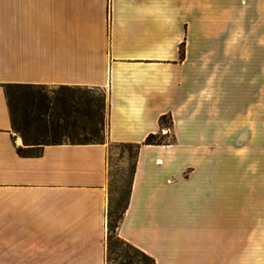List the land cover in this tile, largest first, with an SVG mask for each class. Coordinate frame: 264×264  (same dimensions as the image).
Instances as JSON below:
<instances>
[{"label":"crops","instance_id":"crops-1","mask_svg":"<svg viewBox=\"0 0 264 264\" xmlns=\"http://www.w3.org/2000/svg\"><path fill=\"white\" fill-rule=\"evenodd\" d=\"M7 83L106 90L137 147L117 231L155 264H264V0H0V264H106L108 145H26Z\"/></svg>","mask_w":264,"mask_h":264},{"label":"rangeland","instance_id":"rangeland-1","mask_svg":"<svg viewBox=\"0 0 264 264\" xmlns=\"http://www.w3.org/2000/svg\"><path fill=\"white\" fill-rule=\"evenodd\" d=\"M245 74H233L232 81H243ZM46 94L48 99H41V94ZM36 95L35 103H30L29 95ZM12 96L15 106H19L18 114H23L27 107L26 116L28 122L20 124L23 126L25 132L30 139H36L39 142L49 141H70V140H84L86 138H96L98 136L103 138V143L108 145V162L110 166V197L113 201V206L120 202L119 210L122 209L128 192L130 189L131 177L133 173L134 162L136 158L137 147L134 144L112 143L109 142L107 134V110H108V96L106 90L102 88H91L86 86H61V85H44L33 88H15L12 91ZM44 98V97H42ZM59 98V99H58ZM65 98L67 103L73 98H78L80 101V108L76 113L72 112L69 105L60 109L64 113L67 112L69 118L64 122L63 126H56L50 124L44 119L45 116L53 118L50 113L54 108L59 109L58 106L48 107L50 101H58ZM88 99L100 105L103 104L104 122L100 125L101 130L98 132L89 122L88 106L84 104ZM29 105V106H27ZM21 106V107H20ZM53 106V108H52ZM98 106H95L97 108ZM239 107V106H237ZM243 107V106H241ZM233 109V108H232ZM73 113V114H72ZM169 123V119H165ZM234 127H237L236 132ZM243 120H240V115H236L232 111V151L229 152L230 159H237V156L243 152L239 146L244 143L245 137L243 132ZM173 135L167 133L166 140L172 141ZM237 148V151L235 149ZM241 150V151H240ZM107 260L106 264H151L143 253L131 243L117 239L114 237L111 243L107 245Z\"/></svg>","mask_w":264,"mask_h":264},{"label":"trees","instance_id":"trees-1","mask_svg":"<svg viewBox=\"0 0 264 264\" xmlns=\"http://www.w3.org/2000/svg\"><path fill=\"white\" fill-rule=\"evenodd\" d=\"M45 84H34V83H7L5 84V91H6V95L8 98V104H9V108H10V112H11V117H12V125H13V129L18 132L24 139V142L26 145L28 144H38V143H48V142H39L36 139H30V137L28 136V134L25 132L24 128L22 125H20L21 123H27L28 122V116H26V111H27V107L25 108V110L23 111V114L21 112V115L19 116L18 114V109L19 106H15L14 104V100H13V96H12V91L15 88H33V87H39V86H44ZM61 86H69V85H61ZM76 87V86H74ZM41 99L45 100L48 99V96L46 94H41ZM35 97H37L35 94L34 95H29V101L30 103H35L36 99ZM44 97V98H42ZM59 99V98H58ZM85 105L88 106V113H89V122L90 124L95 128V130L98 132L99 130H101L100 125L103 124L104 122V112H103V104L101 103L100 105L96 104L95 102H93L92 99H88L87 101L84 102ZM51 105L58 106L59 109L54 108L53 111L50 113V115H53V118H51V116H45V121L49 122L51 125L55 124L56 126H63L65 123V121L69 118V115L67 114V112H63L60 109L64 108L65 105H69L70 108L72 109L73 113H76V111L79 110L80 108V101L78 98H73L70 103H67L65 98H61V100H56L54 102L50 101L48 102L47 106L51 107ZM29 106V105H27ZM52 106V108H53ZM95 106H98L97 108H95ZM21 107V106H20ZM72 113V114H73ZM167 116L163 115L161 117V122L162 123H167L166 119ZM169 123L167 124H171L172 120L169 119L168 121ZM166 133H150L147 135L145 142L146 143H168L169 141L164 139L165 138ZM63 141V140H62ZM65 141V140H64ZM72 142H104L103 138L98 136V133L96 135V138H86L84 140H70ZM49 142H60V141H49ZM138 146V145H137ZM19 151L23 154L26 153H33L34 149H32L31 147H19ZM137 153V152H136ZM134 170V167H133ZM129 199H130V189L128 192V196L126 198V201L122 207V209L119 210V200L116 203L115 206H113V201L110 197V201H109V207H108V235H107V245H109L111 243V240L116 237L117 239H121L123 241L128 242L127 240H125L124 238L120 237L118 234V227L124 217V213L128 207V203H129ZM130 243V242H128ZM133 245V244H132ZM135 246V245H134ZM136 247V246H135ZM138 248V247H136ZM143 255L150 260L152 263L151 264H155V259L154 257H152L150 254L146 253L145 251H143L142 249L138 248ZM150 264V263H149Z\"/></svg>","mask_w":264,"mask_h":264},{"label":"built area","instance_id":"built-area-1","mask_svg":"<svg viewBox=\"0 0 264 264\" xmlns=\"http://www.w3.org/2000/svg\"><path fill=\"white\" fill-rule=\"evenodd\" d=\"M165 132L167 131V130H164Z\"/></svg>","mask_w":264,"mask_h":264}]
</instances>
